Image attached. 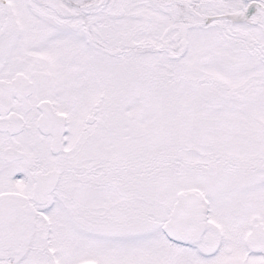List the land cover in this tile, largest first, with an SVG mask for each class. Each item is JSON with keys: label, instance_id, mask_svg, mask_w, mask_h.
I'll use <instances>...</instances> for the list:
<instances>
[{"label": "snow or ice", "instance_id": "snow-or-ice-1", "mask_svg": "<svg viewBox=\"0 0 264 264\" xmlns=\"http://www.w3.org/2000/svg\"><path fill=\"white\" fill-rule=\"evenodd\" d=\"M0 264H264V0H0Z\"/></svg>", "mask_w": 264, "mask_h": 264}]
</instances>
